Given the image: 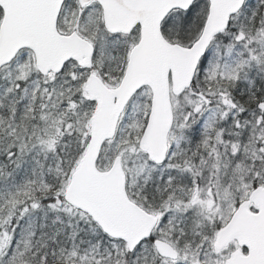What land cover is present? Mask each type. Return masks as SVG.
<instances>
[{
	"label": "snow or ice",
	"instance_id": "obj_1",
	"mask_svg": "<svg viewBox=\"0 0 264 264\" xmlns=\"http://www.w3.org/2000/svg\"><path fill=\"white\" fill-rule=\"evenodd\" d=\"M0 264H264V0H0Z\"/></svg>",
	"mask_w": 264,
	"mask_h": 264
}]
</instances>
